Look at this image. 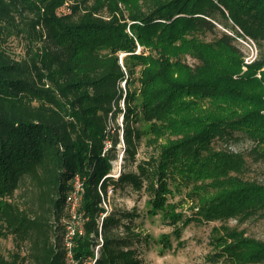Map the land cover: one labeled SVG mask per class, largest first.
<instances>
[{
	"label": "trees",
	"instance_id": "trees-1",
	"mask_svg": "<svg viewBox=\"0 0 264 264\" xmlns=\"http://www.w3.org/2000/svg\"><path fill=\"white\" fill-rule=\"evenodd\" d=\"M18 37L22 58L9 48ZM240 38L259 48L250 64ZM143 121L159 154L138 162ZM241 137L264 159V0H0V237L16 242L0 264H144L150 236L136 210L109 207L111 188L145 190L148 212L177 236L192 222L264 215V183L245 177V155L216 146ZM76 175L82 232L69 246ZM176 191L191 214L169 201ZM213 233L227 264H264L263 240Z\"/></svg>",
	"mask_w": 264,
	"mask_h": 264
},
{
	"label": "rangeland",
	"instance_id": "rangeland-1",
	"mask_svg": "<svg viewBox=\"0 0 264 264\" xmlns=\"http://www.w3.org/2000/svg\"><path fill=\"white\" fill-rule=\"evenodd\" d=\"M70 1L66 4L68 7ZM68 11V10H65ZM62 11L61 13H64ZM220 30L235 32L232 29H226L222 25L218 26ZM238 43L246 54V63H252L259 56V48L257 44L250 38L243 40L238 39ZM10 51L17 58H22L28 49V42L23 38H12L9 43ZM142 50V48H140ZM124 54H122V57ZM190 64H197L198 61L190 56L187 57ZM247 67H245L246 69ZM125 87V82H122ZM139 83H135L133 88H137ZM122 107L124 103L122 101ZM121 126L120 143L117 147L118 158L113 162L114 170L112 175L118 177L123 169L124 161L122 159L125 149L123 139V115H119L116 122H112L110 127L115 125ZM141 128L144 131L143 138L138 147V162L150 160L153 156H158L159 145L154 143L152 133L149 130V123L143 121ZM217 147H229L232 150L242 152L247 160V170L245 177L256 179L264 183V159H256L254 151L255 143L246 138L241 137L237 142L224 143L223 141L216 142ZM137 162L129 166L136 169ZM185 193L176 191L169 195V201L179 204L178 210H183L186 214H191L190 203L184 200ZM149 196L145 190L134 191L128 188L124 191L118 190L113 192L112 188L109 191V207L121 208L126 210H136L140 217L137 219L138 230L144 234H148L150 239L148 243L140 246L141 257L144 264H227L226 260L216 256L217 248L213 242V230L215 227L229 226L239 231H243L246 236L253 237L264 241V215H259L248 219L245 222H238L231 218L227 221H212L208 223L192 222L183 229L180 236L174 235V227L169 225L162 213L150 214L148 212L150 205L148 202ZM77 227H82V220L77 223ZM172 234L170 237L171 245L167 246L163 243L164 236ZM68 241V240H67ZM68 245V244H67ZM16 250V242L12 235L9 237H0V253L9 255ZM97 252V249H96ZM74 264V263H73ZM88 264H92L89 262Z\"/></svg>",
	"mask_w": 264,
	"mask_h": 264
},
{
	"label": "built area",
	"instance_id": "built-area-1",
	"mask_svg": "<svg viewBox=\"0 0 264 264\" xmlns=\"http://www.w3.org/2000/svg\"><path fill=\"white\" fill-rule=\"evenodd\" d=\"M85 180L86 179L82 178L80 175H76L73 180V188L67 195L68 210L72 217L70 222L67 223L66 235L69 246H71V239L77 233V231L82 232L81 227H77V223L79 222V220L81 221V216L78 208L85 192Z\"/></svg>",
	"mask_w": 264,
	"mask_h": 264
}]
</instances>
